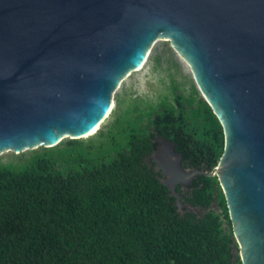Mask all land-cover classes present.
<instances>
[{
    "label": "water",
    "instance_id": "water-1",
    "mask_svg": "<svg viewBox=\"0 0 264 264\" xmlns=\"http://www.w3.org/2000/svg\"><path fill=\"white\" fill-rule=\"evenodd\" d=\"M160 39L224 135L215 167L162 182L178 200V181L215 175L234 260L264 264V0H0V153L94 134Z\"/></svg>",
    "mask_w": 264,
    "mask_h": 264
},
{
    "label": "trees",
    "instance_id": "trees-1",
    "mask_svg": "<svg viewBox=\"0 0 264 264\" xmlns=\"http://www.w3.org/2000/svg\"><path fill=\"white\" fill-rule=\"evenodd\" d=\"M196 101L192 114L178 95L175 104L138 116L163 135L173 124L196 141L198 163L213 168L222 126L203 98ZM148 130L129 124L125 142L112 150L90 137L92 146L78 152L82 142L69 139L26 163L0 162V264H241L217 177L199 175L185 200L216 203L218 211L181 213L142 162L153 148Z\"/></svg>",
    "mask_w": 264,
    "mask_h": 264
},
{
    "label": "rangeland",
    "instance_id": "rangeland-1",
    "mask_svg": "<svg viewBox=\"0 0 264 264\" xmlns=\"http://www.w3.org/2000/svg\"><path fill=\"white\" fill-rule=\"evenodd\" d=\"M181 95V100L185 101L184 106L187 112L193 113V109L197 106V101L203 98L199 93L192 77L189 66L176 55V51L171 47L169 41L163 39L155 42L151 48L146 62L138 71L132 72L126 77L119 88L113 95V107L107 118L101 123L99 129L92 135L80 138L82 145L75 147L76 151L86 150L90 137H94L95 145L108 143V146H119L125 142L126 128L130 124H134L136 116L143 114L152 108L158 109L159 106H170L175 104L176 98ZM194 107V108H193ZM146 115V114H145ZM100 132V133H99ZM70 138L64 139L60 143L64 147ZM97 146H95V156L98 154ZM44 147L34 150H26L18 154L13 151H4L0 153L1 163L23 164L34 152H43ZM91 151V150H89ZM215 167V166H214ZM212 169V168H210ZM190 193L183 194L184 202L179 196L177 201L179 211L182 213L184 205L187 210L201 216L210 209L215 207L194 206L185 200Z\"/></svg>",
    "mask_w": 264,
    "mask_h": 264
},
{
    "label": "flooded vegetation",
    "instance_id": "flooded-vegetation-1",
    "mask_svg": "<svg viewBox=\"0 0 264 264\" xmlns=\"http://www.w3.org/2000/svg\"><path fill=\"white\" fill-rule=\"evenodd\" d=\"M134 120L135 125L132 126L134 130L138 125H141L143 128L148 127L149 129L147 131V135L150 137L153 148L150 152L142 154V162H144L148 166V168H150L155 173L156 177L159 178L161 182L163 180L166 181L171 178V174L167 171L172 167L171 164H179L180 167H183L189 171H192L194 169L207 171V169L209 168L208 166L198 163V152L197 147L195 146L196 141L194 139H188L181 130L174 128L173 124H171L172 128L169 127V130H167L169 132H173L171 133L172 135H163L155 131V129L149 126V124L147 125L148 117L146 115L138 116ZM199 175L206 174H195L188 181H178L175 184L174 189L182 198L183 202V194L188 192L190 194L192 193L193 187L196 184ZM164 185L168 188L166 184ZM169 193L171 194L170 190ZM174 197L175 203L179 209L180 207L177 203L178 200L176 196ZM184 206L185 207L182 211L187 210L186 204ZM215 206L217 207L218 205L214 203L213 207Z\"/></svg>",
    "mask_w": 264,
    "mask_h": 264
},
{
    "label": "bare ground",
    "instance_id": "bare-ground-1",
    "mask_svg": "<svg viewBox=\"0 0 264 264\" xmlns=\"http://www.w3.org/2000/svg\"><path fill=\"white\" fill-rule=\"evenodd\" d=\"M112 106H113V103H112ZM111 110H112V108H111ZM111 112V111H110ZM109 115V114H108Z\"/></svg>",
    "mask_w": 264,
    "mask_h": 264
}]
</instances>
